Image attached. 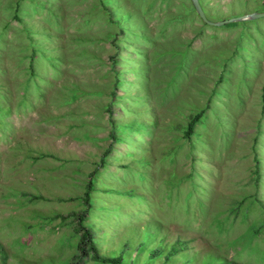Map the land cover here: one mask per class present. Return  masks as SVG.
<instances>
[{"label": "rangeland", "instance_id": "rangeland-1", "mask_svg": "<svg viewBox=\"0 0 264 264\" xmlns=\"http://www.w3.org/2000/svg\"><path fill=\"white\" fill-rule=\"evenodd\" d=\"M198 1L253 18L0 0V264H73L89 181L102 258L264 264V0Z\"/></svg>", "mask_w": 264, "mask_h": 264}, {"label": "trees", "instance_id": "trees-1", "mask_svg": "<svg viewBox=\"0 0 264 264\" xmlns=\"http://www.w3.org/2000/svg\"><path fill=\"white\" fill-rule=\"evenodd\" d=\"M192 6V11L195 12ZM206 109H202L197 114H195L189 121L187 122V125L185 127L184 132V139L190 140V138L193 135L195 125L199 122L201 117L204 115ZM110 152V149H107L104 156H107V154ZM92 191V183L91 181L87 184V190L85 192V196L83 198L84 204L87 206V208L80 213H75L77 218L78 227L75 229L77 233L80 235L79 245H78V256L75 257V261L73 264H79V261L82 258H86L87 256L91 257L92 261L101 262L103 264H120V258L116 259H106L102 258L99 253L96 245L93 242V236L90 231V229L84 225L87 213L89 211V193ZM3 262H5V258L3 259ZM233 264V263H232Z\"/></svg>", "mask_w": 264, "mask_h": 264}, {"label": "water", "instance_id": "water-1", "mask_svg": "<svg viewBox=\"0 0 264 264\" xmlns=\"http://www.w3.org/2000/svg\"><path fill=\"white\" fill-rule=\"evenodd\" d=\"M191 3H192V6L194 7V10L195 12L197 13V15L200 17V19L207 23L208 25H211V26H217V27H220V26H223L225 24H229V23H232V22H237V21H241V20H246V19H252L253 18V15H247V16H243V17H240V18H236V19H233V20H228V21H223V22H219V23H212L210 21H208L205 17V14L202 10V7L199 3L198 0H190ZM255 17H264V13H261V14H257V15H254Z\"/></svg>", "mask_w": 264, "mask_h": 264}]
</instances>
